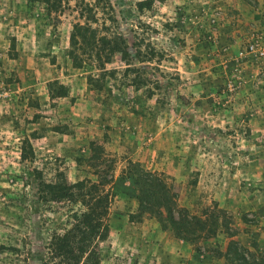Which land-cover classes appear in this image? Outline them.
<instances>
[{"label": "rangeland", "instance_id": "1", "mask_svg": "<svg viewBox=\"0 0 264 264\" xmlns=\"http://www.w3.org/2000/svg\"><path fill=\"white\" fill-rule=\"evenodd\" d=\"M63 6L0 0V264H57L37 176H113L101 264H264V0ZM114 34L127 55L100 65ZM129 161L167 180L188 239L138 212Z\"/></svg>", "mask_w": 264, "mask_h": 264}, {"label": "trees", "instance_id": "2", "mask_svg": "<svg viewBox=\"0 0 264 264\" xmlns=\"http://www.w3.org/2000/svg\"><path fill=\"white\" fill-rule=\"evenodd\" d=\"M28 2L43 4L48 14L61 12L64 8L63 0ZM80 19L81 14L71 22V40L76 43V37L85 28ZM97 45L96 58L100 65L110 62L116 52L124 58L127 55L126 44L118 34L102 36ZM170 45L176 46V51H179L183 49L184 42L181 40L177 45L171 41ZM27 146L28 151L25 150ZM27 146L22 158L33 155L31 145L28 143ZM128 166L136 189L138 212L154 215L163 226L173 229L178 237L188 239L183 235L191 231L192 216L178 205L176 194L163 175L144 169L136 162L129 161ZM112 180L113 176L97 180L85 177L75 182H47L37 176L44 212L42 222L50 232L47 245L50 261L57 264H101L102 244L110 230L108 216L113 197L110 188Z\"/></svg>", "mask_w": 264, "mask_h": 264}, {"label": "built area", "instance_id": "3", "mask_svg": "<svg viewBox=\"0 0 264 264\" xmlns=\"http://www.w3.org/2000/svg\"><path fill=\"white\" fill-rule=\"evenodd\" d=\"M251 50L253 49V46H250Z\"/></svg>", "mask_w": 264, "mask_h": 264}]
</instances>
